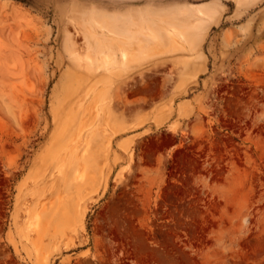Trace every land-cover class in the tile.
Segmentation results:
<instances>
[{"label":"rangeland","instance_id":"rangeland-1","mask_svg":"<svg viewBox=\"0 0 264 264\" xmlns=\"http://www.w3.org/2000/svg\"><path fill=\"white\" fill-rule=\"evenodd\" d=\"M0 264H264V0H0Z\"/></svg>","mask_w":264,"mask_h":264},{"label":"bare ground","instance_id":"bare-ground-1","mask_svg":"<svg viewBox=\"0 0 264 264\" xmlns=\"http://www.w3.org/2000/svg\"><path fill=\"white\" fill-rule=\"evenodd\" d=\"M134 19H138V18H134ZM139 20H140V19H139ZM141 20H142V19H141ZM141 20H140V21H141ZM163 20H164V19H163ZM140 21L138 22V20H137L138 23H136V24L141 23ZM146 21H147V20H145V22H146ZM134 22H136V21H134ZM134 22H132V24H135ZM145 22L143 21L144 24H145ZM129 23L131 24V22H129ZM143 23H141L142 25L139 24V27H140V25H141L142 30H143ZM146 23H147V22H146ZM123 24H124V26H125V23H123ZM127 24H128V22H127ZM166 24H167V23H166ZM172 24H173L172 22H171V23L169 22L168 25H171V26H172ZM103 26H104V25H103ZM105 26H106V25H105ZM147 26H148V25H147ZM174 26H175V25H173V27H174ZM127 27H129V25H128ZM132 27H133V26H132ZM136 27H138V26H136ZM139 27H138L137 29H140V31H141V28H139ZM166 27H167V26H166ZM108 28H109V27H108ZM111 28L114 29V28H115L114 25H113V27H111ZM111 28H110V29H111ZM145 28H146V24H145ZM145 28H144V30H146ZM163 28H164V27H163ZM175 28H176V27H175ZM110 29H109V30H110ZM167 29H168V27H167ZM111 30H112V29H111ZM111 30H110V31H111ZM127 30H129V29L127 28ZM127 30H126L125 32H128ZM116 31H117V30H116ZM116 31H115V29H114V32H116ZM131 31H132V30H131ZM136 31H137V30H136ZM136 31L133 30V32L137 33L138 31H137V32H136ZM153 31H154V30H153ZM169 31H170V30H169ZM111 32H112V31H111ZM133 32H132V33H133ZM142 32L145 33V32H148V31L146 30V31H142ZM166 32H167V31H166ZM129 34H131L130 31H129ZM146 34H147V33H146ZM131 35L133 36L134 33L131 34ZM142 35H143V34H142ZM126 36H127V37H126ZM126 36H125V37H126L127 39H128L129 37H131V36L128 37L127 34H126ZM134 36H135V35H134ZM143 36H144V35H143ZM101 37H102V36H101ZM126 38H125V39H126ZM133 38H134V37H133ZM133 38L131 37V39H133ZM103 39H104V38H102L101 41H105V40H103ZM131 39H130V40H131ZM139 39H141V38H139ZM97 41L99 42L100 40H97ZM99 43H100V42H99ZM73 44H74V42H73ZM102 44H103V42H102ZM102 44H101V45H102ZM104 44H105V43H104ZM119 44H120L119 46L121 47L122 44H121V43H119ZM138 44L141 46L142 42H141V44H140V40H138ZM142 45H144V44H142ZM119 46H118V48H119ZM101 48H102V46H101ZM108 48H109V46H108ZM104 49H105L106 51H108V52H107V54L109 53L108 55H110L112 52H114V51H113L114 49H113V50H112L111 48L107 49L106 45H104ZM104 49H103V51H104ZM110 49L112 50V52H109ZM120 49H121V48H120ZM99 50H100V52L102 53V50H101V49H99ZM95 51H96V50H95ZM106 51H105V53H106ZM121 51H123V50L121 49ZM98 53H99V52H98ZM125 54H126V52H125ZM96 65H97V64H96ZM96 65L93 64L92 66L94 67V66H96ZM97 70H98V69H97Z\"/></svg>","mask_w":264,"mask_h":264}]
</instances>
